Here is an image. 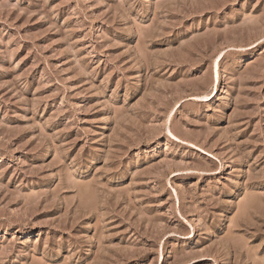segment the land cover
I'll return each instance as SVG.
<instances>
[{
	"label": "rangeland",
	"instance_id": "rangeland-1",
	"mask_svg": "<svg viewBox=\"0 0 264 264\" xmlns=\"http://www.w3.org/2000/svg\"><path fill=\"white\" fill-rule=\"evenodd\" d=\"M0 264H264V0H0Z\"/></svg>",
	"mask_w": 264,
	"mask_h": 264
},
{
	"label": "bare ground",
	"instance_id": "bare-ground-1",
	"mask_svg": "<svg viewBox=\"0 0 264 264\" xmlns=\"http://www.w3.org/2000/svg\"><path fill=\"white\" fill-rule=\"evenodd\" d=\"M215 82H216V83L218 82V76H216V78H215Z\"/></svg>",
	"mask_w": 264,
	"mask_h": 264
}]
</instances>
